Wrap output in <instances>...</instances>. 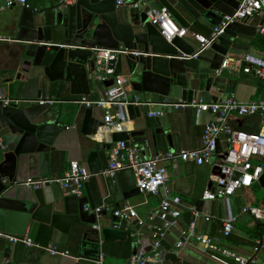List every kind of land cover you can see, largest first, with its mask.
<instances>
[{"label": "water", "instance_id": "1", "mask_svg": "<svg viewBox=\"0 0 264 264\" xmlns=\"http://www.w3.org/2000/svg\"><path fill=\"white\" fill-rule=\"evenodd\" d=\"M0 1L4 3L6 0ZM114 1L75 0L71 4H57L41 15L29 8H23L14 15L9 26L18 33V56L22 58L11 89L14 98L45 99L49 92L55 90L50 87L55 81L67 80L72 73L86 77L89 60L91 71L94 69L93 50L102 49L128 51V54L119 53L115 60L109 62V67L114 69V76L126 73L132 79L129 84L135 92L168 98L177 88L180 89V99L183 101L191 102L201 95L205 101L210 102L214 100L211 89L221 91L226 83L225 77L215 73L228 52L221 42L230 41L237 35L255 36L260 19L256 16L243 23L230 25L220 40L212 45L211 50L215 52L213 58H201L209 63L208 68L196 72L186 66V60L180 58L183 54L191 55L194 52L184 39L174 38L167 42L149 23L144 13L132 9L129 14L120 16ZM156 2L168 9L178 26L186 29L190 26V19L213 29L224 16L232 15L239 5L238 0ZM112 83L113 79H110L104 85L107 87ZM6 89L9 90V87L3 83L0 96ZM50 108V104L28 105L21 102L17 106H3L0 102V216L5 215L7 220L4 227L0 222V229L12 232L8 228L15 226L18 235L27 234L35 244L43 248L53 241H59L62 235H68L71 229H80L84 242L79 255L90 257L92 262L99 258L101 236L104 242H113L125 241L128 235L118 230L103 228L99 232L93 229L92 226L107 213L102 212L100 219H97L91 213L95 204L89 196L81 198L64 195L55 183L33 189L24 185L27 179L20 174L27 157L33 156L36 165L38 160L49 159L59 129L51 126L55 115ZM192 111L191 107L184 110L187 121L191 119ZM121 112L123 121L126 117L135 121L134 130L112 134L110 142L94 152L99 158L103 156L108 160L104 153L110 143L123 141L127 146L150 144L157 147L161 140L167 138L158 119L150 118L146 113L141 116V108L128 106ZM259 123V115L248 117L242 130L256 134ZM103 125V119L93 116L92 108L84 109L81 127L84 136L96 135ZM217 150H221L219 145ZM106 168L107 165L96 172ZM35 176L40 177V171ZM55 177L53 175L48 178ZM112 180L121 199L132 198L139 192L129 170L117 172ZM258 182H264V173ZM195 206L197 211L206 213L209 202L201 201ZM86 245L92 249L89 255L86 254ZM136 253L134 246L132 255Z\"/></svg>", "mask_w": 264, "mask_h": 264}, {"label": "crops", "instance_id": "2", "mask_svg": "<svg viewBox=\"0 0 264 264\" xmlns=\"http://www.w3.org/2000/svg\"><path fill=\"white\" fill-rule=\"evenodd\" d=\"M75 0H66L61 3V0H26L27 7L15 5L14 8H9L0 11V86L3 83L9 87V90L3 91L5 98H14V91L11 90L15 83V78L20 70L22 58L18 56L20 48L19 37L17 31H14L10 26V19L20 12L23 8L31 9L35 14L41 15L57 4H71ZM240 1V0H238ZM0 1V5H2ZM116 7V6H115ZM161 5L156 0H141L139 13L148 14L159 10ZM118 15L129 14L132 10L129 7H116ZM260 18L257 24L256 35H264L258 31L259 26L264 28V13L258 15ZM190 26L187 28L188 33L183 38L185 42L194 50L198 47L197 42L192 36L193 27L198 24L202 30H210L200 22L193 19L189 20ZM199 34H202L199 32ZM255 36L237 35L230 41H222V45L228 49L225 58L240 56L245 52L264 59V52L258 51L252 47V41ZM215 55L213 50L204 52L199 59H187L186 66L192 68L196 72L206 70L209 63L204 59H212ZM224 58V59H225ZM91 61H88L86 69V77L72 73L67 80H57L50 87L55 88L56 92H60V97L56 98L53 93H48L47 97L54 99L55 102L51 105L50 111L55 115L52 127L56 126L57 135L53 143V150L49 152V159L38 160V165L34 163L33 156L27 157L20 174L26 181L37 178H48L49 176L61 177L69 169L72 161H77L84 165L87 170L93 174L82 188L79 197L89 196L95 206L104 203L109 208V213L100 219L99 224L102 229H112V224H119L118 231H123L128 235L125 241L104 242L102 236L99 238L100 253L103 256L104 264H120L124 259L121 255L105 254V243H130V256H132V248L136 246L137 252L145 251L151 253L150 250V231L146 225L139 226L136 219L128 221H119L111 215V211L124 206H131L135 209L139 220L147 223L152 213L156 211L159 205V197L153 195H144L138 192L134 197L129 199H121L117 193V187L112 180V177L103 175L106 169L96 172L103 166L105 167L108 160L99 158L94 152L103 149L105 143L110 142L111 135L123 131L134 130V120L126 117L122 121L120 128L111 130L109 133H99L96 138L93 135L84 136L81 133L83 122L84 107L78 102L81 98L96 100L99 94L106 87L104 84L95 83L92 79ZM226 78L224 89L219 91L211 89V94L214 101L224 100L227 97H234L242 102H250L264 99V84L261 81L252 78L251 76L241 73L231 75L226 70H221L219 74ZM126 80V90L130 95H138L142 100L160 101L168 99L170 101H179L180 89H174L172 96L168 98L159 97L154 94L135 92L129 82L132 80L128 75H123ZM203 98L201 95L196 97ZM208 102V101H207ZM154 110L161 109L160 106H155ZM111 114L116 112V108L111 109ZM104 110L93 108V116L98 119L103 118ZM146 109H141V116H144ZM141 121L142 118H141ZM161 127L165 130L167 138L161 140L157 147L150 144L136 145L143 158H153L158 154H163L167 151L178 152L197 148L201 142L202 128L206 121V116H202L199 120L196 119L194 111L192 117L187 121L184 110L167 111L158 119ZM234 126L243 128L245 120L234 117L232 119ZM135 146V144H131ZM104 156L108 158L106 150ZM91 157V159H90ZM103 163V166H102ZM167 167L171 195L179 196L181 200L188 206H195L201 202L200 197L206 188H212L208 184V175L210 167L207 165L197 166L193 162L177 163L174 168L168 163L164 164ZM93 170L94 172H92ZM40 171V177L35 174ZM55 177V178H56ZM62 190V189H61ZM64 195L69 193L62 190ZM203 202V201H202ZM209 208L206 213L200 211L199 217L195 219V233L208 236L211 245L217 247V251L206 249L201 242L196 238H191L187 244L180 250L175 248V243L179 237V230L187 227L191 221V213L189 209H183L179 220L178 228L172 229L167 233L162 245L167 254L163 262L160 264H236L231 256L223 254V251L239 256H248L252 252L254 242L262 239L264 244V225L255 222L249 215L240 214L243 206H257L264 208V182H255L249 188L239 189L233 196L226 199H217L208 201ZM208 215L209 219L205 220L204 216ZM237 216L233 223V230L229 236H224L222 232V223L229 217ZM1 226H6L7 220L5 215L0 216ZM13 226V225H12ZM260 226V227H259ZM14 227V228H13ZM9 227L8 230L0 229V232L18 235L17 227ZM82 231L74 228L70 230L68 235H62L59 241H53L49 245H55L61 250H66L72 257L51 256L43 247L32 246L27 247L23 244L11 245L0 239V264L11 262L12 264H93L90 257L81 256ZM87 247V245H86ZM110 246L109 249H113ZM91 248L87 247L86 254L92 252ZM91 252V253H90ZM77 258V259H75ZM129 258V257H128ZM79 259V260H78ZM256 264H264V248L257 255Z\"/></svg>", "mask_w": 264, "mask_h": 264}, {"label": "built area", "instance_id": "3", "mask_svg": "<svg viewBox=\"0 0 264 264\" xmlns=\"http://www.w3.org/2000/svg\"><path fill=\"white\" fill-rule=\"evenodd\" d=\"M65 1L61 0V3ZM140 2L141 0L114 1L115 6L118 8L127 6L131 9H139ZM26 3V0H6L0 5V11L15 5L27 7ZM260 13H264V0H240L234 13L230 16H224L218 25L210 29L208 35L192 32L198 47L191 55L183 54L180 58L184 60L199 59L204 52L210 50L212 45L220 40L230 25L243 23ZM147 18L149 23L157 29L167 42H171L174 38L183 39L188 33L186 28L175 23L166 7L161 6L159 10L148 14ZM258 31L264 34L263 27L259 26ZM59 46L62 47V45ZM119 53L128 54V51L93 50L94 69L92 70V79L100 85L113 79L110 86L103 88L98 99L89 100L83 97L78 101L84 108L104 110L102 118L104 125L96 135H93L94 138L99 133L104 135V133L120 128L124 120L121 110L128 106L144 108L148 117L157 119L167 111L185 110L188 107L192 108L197 120L202 116H206V121L202 123L200 145L194 149L178 152L167 151L153 158H143L136 145L127 146L123 141L110 143L109 149L106 150L108 163L103 175L114 177L117 172L129 170L133 175L135 187L141 194L157 196L160 199L156 211L150 215L147 223L138 219L135 209L131 206H124L111 211V215L119 221L136 219L139 226L146 225L150 231L151 253L148 254L142 249L120 264L162 263L167 254L162 243L170 230L178 228L181 213L185 208L189 209L192 219L186 228L179 230L175 248L180 250L191 238H196L206 249L217 251V247L211 245L208 236L195 233V219L199 217L200 213L197 211L196 206H188L179 196L171 195V189L168 185L169 175L164 164L168 163L176 168L177 163L181 161L193 162L197 166H209L208 184L213 189L206 188L203 191L200 197L203 202L226 199L233 196L239 189L249 188L252 184L258 182L264 173V99L250 102H242L234 97H227L224 100L214 102H207L203 98H195L191 102L183 100L170 101L168 99L157 102L142 100L136 94L130 95L125 87L126 80L123 76H114V69L109 67V62L115 60ZM134 54L137 55V53ZM221 70H226L231 75L241 73L251 76L264 84V59L249 52L223 59L215 73L219 74ZM0 102L3 106H17L21 102L28 105H52L55 100L48 97L28 100L10 99L1 95ZM155 106H160L161 109L154 110ZM112 108H116L114 114L110 112ZM255 115L260 116L259 131L256 134L244 132L241 128L234 126L232 122L234 117L246 120L248 117ZM217 145L220 146V151L217 150ZM92 176L94 175L84 165L72 161L63 176L53 179L28 180L24 185L38 189L43 185L55 183L62 190L79 197L83 185ZM85 210L88 211L89 209L85 208ZM102 212L109 213V208L104 203L95 206L91 211L97 219H100ZM240 214L249 215L255 222L264 225V208L262 207L243 206ZM204 218L208 220L209 216L205 215ZM236 219L237 216L235 215L224 220L221 225L224 236L230 235ZM92 228L99 232L102 230L99 222L93 225ZM118 228L119 224H112V229L116 230ZM0 239L11 245L37 246L27 234L14 236L0 232ZM262 248H264L263 241L258 239L254 242L252 252L248 256L230 254L226 251L222 253L231 256L236 264H256L257 255ZM44 250L51 256L72 257L68 251L61 250L55 245H48ZM92 263L104 264L101 253L99 258L92 261Z\"/></svg>", "mask_w": 264, "mask_h": 264}, {"label": "trees", "instance_id": "4", "mask_svg": "<svg viewBox=\"0 0 264 264\" xmlns=\"http://www.w3.org/2000/svg\"><path fill=\"white\" fill-rule=\"evenodd\" d=\"M198 24L193 27V31L195 33H202L203 35H208L210 30H202L200 29ZM252 47L257 49L258 51L264 52V35H256L255 38L252 41ZM52 95H54L56 98L60 97V92H56L55 90ZM260 227V226H259ZM106 247L104 250L105 254H113V255H121L124 259L130 257V243L128 242H118V243H105ZM110 246H113L112 250L109 249Z\"/></svg>", "mask_w": 264, "mask_h": 264}]
</instances>
